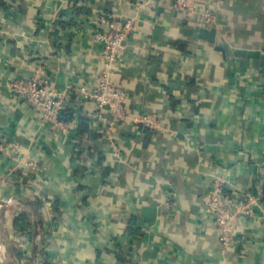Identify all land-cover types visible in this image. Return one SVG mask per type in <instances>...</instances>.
<instances>
[{"label": "crops", "instance_id": "obj_1", "mask_svg": "<svg viewBox=\"0 0 264 264\" xmlns=\"http://www.w3.org/2000/svg\"><path fill=\"white\" fill-rule=\"evenodd\" d=\"M198 4L189 18L175 0H0V132L40 167L0 154L3 210L12 198L0 234L15 264H119L130 249L135 264H264V67L234 52L264 50V0ZM111 15L138 25L112 76L128 93V119L108 132L87 116L96 102L69 87L97 85L105 59L94 31ZM186 26L216 28L226 53ZM41 68L67 95V130L11 88ZM145 115L159 127L135 121ZM217 181L227 205L251 208L228 248L207 205ZM24 212L31 224L20 228Z\"/></svg>", "mask_w": 264, "mask_h": 264}, {"label": "built area", "instance_id": "obj_2", "mask_svg": "<svg viewBox=\"0 0 264 264\" xmlns=\"http://www.w3.org/2000/svg\"><path fill=\"white\" fill-rule=\"evenodd\" d=\"M175 2L189 18L199 12L198 0H175ZM137 23L136 17L122 18L116 15L103 17L95 27L94 37L103 44L105 70L92 90L85 85L69 87L71 91L81 94L86 100L96 102V111L89 112L87 116L104 125L108 132H110L111 124L128 119L126 111L128 93L121 84L113 80L112 76L115 64L125 50L127 40L136 30ZM11 88L20 100L25 101L34 109L43 123L64 130L68 129V124L60 118L61 113L69 109L67 95L52 88L46 69L41 68L30 77L16 79L11 83ZM135 121L152 129L159 127L156 115H145ZM20 148L19 142L6 141L3 133L0 132V154L21 163L25 169L39 170L40 167L31 158L21 156ZM11 202L12 198L6 201L9 204ZM207 205L208 211L213 215L219 227L223 246L228 248L234 245L237 242L235 238L236 220L241 214L251 213L249 202L247 204L233 202L227 205L224 188L217 181L209 192Z\"/></svg>", "mask_w": 264, "mask_h": 264}, {"label": "water", "instance_id": "obj_3", "mask_svg": "<svg viewBox=\"0 0 264 264\" xmlns=\"http://www.w3.org/2000/svg\"><path fill=\"white\" fill-rule=\"evenodd\" d=\"M182 33L187 36L198 38L215 46L216 50L226 53L224 45L217 43V29L207 27H190L186 26L181 29ZM235 54L240 57H246L251 59H257L261 61L264 67V50L257 49H235ZM157 216V210L155 207L145 208V218L147 221L155 220Z\"/></svg>", "mask_w": 264, "mask_h": 264}, {"label": "trees", "instance_id": "obj_4", "mask_svg": "<svg viewBox=\"0 0 264 264\" xmlns=\"http://www.w3.org/2000/svg\"><path fill=\"white\" fill-rule=\"evenodd\" d=\"M61 120L65 121V122H69L72 121L74 119V113L69 111V110H65L61 113L60 115ZM84 121V119H82ZM81 131L83 130V132H85L86 126L83 123L80 127ZM31 215H29L28 213L24 212L21 213L18 217H16L15 219V225L16 226H20V228H24L26 226H29L31 224ZM129 232L131 235L136 234V232H138L137 230H133V229H129ZM131 249L129 252H126L124 250H120L118 253V260H119V264H135L133 262V254L131 253Z\"/></svg>", "mask_w": 264, "mask_h": 264}, {"label": "rangeland", "instance_id": "obj_5", "mask_svg": "<svg viewBox=\"0 0 264 264\" xmlns=\"http://www.w3.org/2000/svg\"><path fill=\"white\" fill-rule=\"evenodd\" d=\"M22 166V165H21ZM3 202V201H1ZM7 208L10 209L12 203H8ZM7 204L5 205V202H3L2 204L0 203V220L4 219L5 217V213H3L5 210H3L4 208L6 209ZM8 209L5 211L7 212V215H9L10 211H8ZM3 211V212H2ZM14 245V244H13ZM13 245H12V241L11 239L6 236L4 237L3 234H0V264H15L14 259L12 257H10V255L8 254L9 250H13ZM14 254V252L12 251V255Z\"/></svg>", "mask_w": 264, "mask_h": 264}]
</instances>
